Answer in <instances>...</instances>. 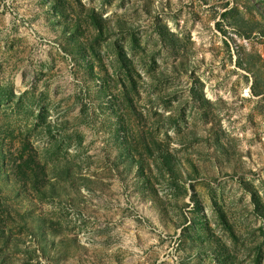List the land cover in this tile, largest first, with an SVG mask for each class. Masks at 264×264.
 <instances>
[{"label":"rangeland","instance_id":"obj_1","mask_svg":"<svg viewBox=\"0 0 264 264\" xmlns=\"http://www.w3.org/2000/svg\"><path fill=\"white\" fill-rule=\"evenodd\" d=\"M0 264H264V0H0Z\"/></svg>","mask_w":264,"mask_h":264}]
</instances>
